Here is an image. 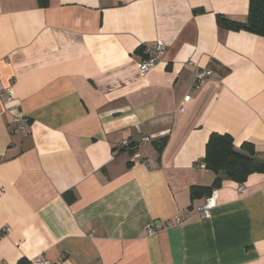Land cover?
Masks as SVG:
<instances>
[{"label":"crops","instance_id":"obj_1","mask_svg":"<svg viewBox=\"0 0 264 264\" xmlns=\"http://www.w3.org/2000/svg\"><path fill=\"white\" fill-rule=\"evenodd\" d=\"M248 4L0 0V264H264V173L223 179L207 220L190 196L210 134L264 160V37L217 24Z\"/></svg>","mask_w":264,"mask_h":264},{"label":"trees","instance_id":"obj_2","mask_svg":"<svg viewBox=\"0 0 264 264\" xmlns=\"http://www.w3.org/2000/svg\"><path fill=\"white\" fill-rule=\"evenodd\" d=\"M48 0H36L38 7L47 6ZM219 27L231 31H245L264 37V0H249L245 21H233L224 17L217 18ZM206 169L215 178L209 188L192 187L191 198L209 197L223 179L243 184L248 176L264 173V160H261L251 144L243 143L240 151L235 150L233 138L228 134H210L205 145L202 159Z\"/></svg>","mask_w":264,"mask_h":264},{"label":"built area","instance_id":"obj_3","mask_svg":"<svg viewBox=\"0 0 264 264\" xmlns=\"http://www.w3.org/2000/svg\"><path fill=\"white\" fill-rule=\"evenodd\" d=\"M165 50V46L162 42H155L153 44L143 47V52L145 58L137 64L138 73L141 78L145 77L146 74L154 68V66L160 61V57ZM194 65L192 61H187L185 67ZM212 76L211 70H198L195 75V85L203 82L205 79H208ZM13 98V88L11 85H4L0 83V100L3 102H11ZM189 96L183 98V102L188 101ZM179 110H182V103L179 106ZM13 123L15 125V131L17 133H23L28 128V121L22 116H15L13 118ZM144 141H148V138H145ZM123 146H127V142H123ZM138 158V156H136ZM216 203V191H212L209 197L205 198L203 204L196 209V214L203 220L209 218V211L215 206ZM186 217L189 218L190 215L186 214ZM176 221L179 222L180 218H176ZM154 229L151 227L148 228V233L153 234ZM31 264H53L49 260L39 259L32 262Z\"/></svg>","mask_w":264,"mask_h":264}]
</instances>
